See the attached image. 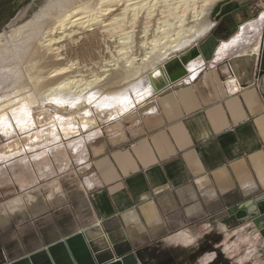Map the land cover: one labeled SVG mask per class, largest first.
<instances>
[{"label":"crops","instance_id":"1","mask_svg":"<svg viewBox=\"0 0 264 264\" xmlns=\"http://www.w3.org/2000/svg\"><path fill=\"white\" fill-rule=\"evenodd\" d=\"M211 30L194 42V69L175 56L188 72L179 81L71 140L0 156V264L79 232L148 264H264V238L229 217V208L264 193V26L243 52L225 49L241 27L228 33L206 62L199 45ZM251 46L256 73L242 87L228 62ZM175 58L150 82L162 86Z\"/></svg>","mask_w":264,"mask_h":264},{"label":"bare ground","instance_id":"2","mask_svg":"<svg viewBox=\"0 0 264 264\" xmlns=\"http://www.w3.org/2000/svg\"><path fill=\"white\" fill-rule=\"evenodd\" d=\"M218 1L54 0L25 24L0 33V94L9 89L27 106L54 104L76 110L85 102L105 107L115 100L130 108L134 100L128 91L148 95L151 74L141 77L206 32L211 26L206 17ZM262 12L243 24L225 49L238 45L243 52V45H256ZM251 47L250 55L256 51ZM197 55L192 51L187 62ZM189 62V67L197 66L195 60ZM16 97L2 100L0 107L16 102ZM98 112L97 118L90 111L71 118L62 133L79 132L80 127L92 130L117 110ZM12 146L0 154L20 152L19 146Z\"/></svg>","mask_w":264,"mask_h":264},{"label":"water","instance_id":"3","mask_svg":"<svg viewBox=\"0 0 264 264\" xmlns=\"http://www.w3.org/2000/svg\"><path fill=\"white\" fill-rule=\"evenodd\" d=\"M264 11V0H220L211 9L210 18H216L223 26L227 19L232 21L228 29L229 34H235L239 27L244 24L245 17L255 19L259 12ZM222 40L221 36H209L199 50L203 54L204 60L209 62L215 49ZM258 73L264 72V33L262 45L259 52ZM254 54L236 56L229 60V65L235 75L237 82L246 87L253 83L251 77L255 75ZM174 62L178 68L171 73L161 74L162 86L151 83L155 92H158L175 83L187 75V69L179 58ZM230 221H235L237 225L252 223L255 230L264 238V193L239 202L229 208ZM11 264H148L138 253L129 252L127 254H112L106 243L100 244L98 239L88 238L84 233H77L63 241H60L46 248L43 253L36 254L30 258H22Z\"/></svg>","mask_w":264,"mask_h":264},{"label":"rangeland","instance_id":"4","mask_svg":"<svg viewBox=\"0 0 264 264\" xmlns=\"http://www.w3.org/2000/svg\"><path fill=\"white\" fill-rule=\"evenodd\" d=\"M53 1L54 0H0V33L4 31L8 32L11 29H15L25 24L32 18V16L41 12L43 9L45 10L46 9L45 6ZM211 9L209 10V13L206 18L208 21L212 23V26L214 25L213 29L211 30L212 26H210V28L206 32H204L201 36L196 38L190 44H188L187 46L181 49H178L172 52L168 56L169 60L175 58V56L177 55H182V57L186 61L191 56L192 51L198 54L196 44L194 42L200 39L205 33L209 32V30H211V32L208 35V37L211 35L213 37L221 36L222 37L221 41H225L227 39L228 37L227 32L226 33L224 32V34H221V30H222L221 28L223 27V25L220 24V22L216 18H214L213 21L211 20L210 18ZM259 15H260V12L259 14H257V16ZM263 26L264 24L260 27L259 39L262 36L261 28ZM207 38H205V40ZM202 39L200 41H202ZM259 39L257 40V42H259ZM217 57L218 59L223 58L222 56L218 54V52H217ZM161 67L162 65H158L157 67L153 69L147 70L141 78H143L144 76L148 74H151V77H152L153 76L152 74H154L157 69L159 71L158 73H160ZM141 78L134 81V83L139 81ZM148 86H151L150 82L148 83ZM8 90L9 89H5V91H7L5 92L6 94H4V91H2V93L0 94L1 95L0 97H3V98L0 100V102L2 100L3 101L7 100V98L9 97H16V96H13V95H16L15 93L13 94L11 91H8ZM142 93L143 91L135 95L132 91H128V94L130 95L132 100L138 99L140 98V96L142 97ZM13 102H12L13 106L12 104L11 105L8 104V106L6 105L5 107H2L3 109L0 107V151L4 149L7 150V148H9L12 145L14 146V150L16 146H17L16 148H18L19 146L18 151L20 150V153L21 151L24 152L27 150L29 151L38 150L46 145L56 143V140H58L57 142H60V140L62 141L64 139H70V138H73L74 136L81 134L84 131H88L89 129L87 128L84 129L83 127H80L79 132H76V133L74 132L72 134L69 133L70 135L62 133V129H64L65 127L64 125H66L67 122H71L70 121L71 118L76 117L77 115L82 114L83 112L90 111L97 118L96 114L99 113L98 110L107 112V113H109V111L111 112V109L117 110L116 114H114L112 117L107 119V120H110L113 117L118 116L119 114H122L124 111H126L129 108V106H125V104H121V103L115 104L114 103L116 102L115 100L110 101V104L106 105L105 107H101L100 104L102 103L99 104L98 101L95 103H91V104L90 103L86 104L85 102V103H82L79 106V108L76 110L70 108L69 106H66L65 108H60V107L55 106L54 104H42V105L34 104L31 106H27L28 104H25L24 102L22 103L20 98H17L16 102L15 101ZM15 110L17 112H15ZM98 123H101V122L98 121ZM68 128L70 129V127ZM57 134H59V136H57ZM56 136L59 138H56ZM26 145L30 147L28 148ZM0 156L2 157L1 159L4 161L7 159L6 157L9 155L6 153L5 154L2 153L0 154ZM262 261L264 262V256H263Z\"/></svg>","mask_w":264,"mask_h":264},{"label":"flooded vegetation","instance_id":"5","mask_svg":"<svg viewBox=\"0 0 264 264\" xmlns=\"http://www.w3.org/2000/svg\"><path fill=\"white\" fill-rule=\"evenodd\" d=\"M263 38V37H262ZM262 42V41H261Z\"/></svg>","mask_w":264,"mask_h":264}]
</instances>
